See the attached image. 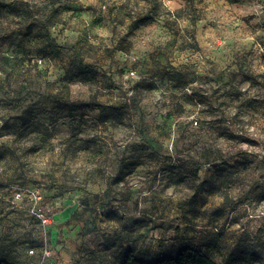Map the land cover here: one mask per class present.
I'll use <instances>...</instances> for the list:
<instances>
[{"label": "rangeland", "instance_id": "374dc122", "mask_svg": "<svg viewBox=\"0 0 264 264\" xmlns=\"http://www.w3.org/2000/svg\"><path fill=\"white\" fill-rule=\"evenodd\" d=\"M0 192L17 264H80L74 223L93 264L112 229L147 261L264 264V0H0Z\"/></svg>", "mask_w": 264, "mask_h": 264}, {"label": "crops", "instance_id": "0c3cea01", "mask_svg": "<svg viewBox=\"0 0 264 264\" xmlns=\"http://www.w3.org/2000/svg\"><path fill=\"white\" fill-rule=\"evenodd\" d=\"M246 159H248L246 157ZM171 204V203H170ZM174 206V205H171ZM172 208V207H171ZM176 209V208H175ZM111 220V219H110ZM58 224H61V220H59L57 222ZM57 223L54 224V229L57 230L58 228H56ZM82 223H74L73 225H71L70 228L67 227H61L59 230L63 231V235L67 236L69 241H71V245L68 249H70V251H76V256H74L72 253L71 254H65L63 257L67 258L66 260L68 261H78L80 264H93L95 263V258L88 255V246L86 248H83V242L81 240V236H82ZM117 229H112L110 231L111 233V237L109 239H106V241H101V242H96L94 245L93 244H89V247L91 245H93L92 247L96 250H100V254L104 255L105 259V263L104 264H120L124 254L130 250L132 251V244H129V242H127L126 239L122 238V235H120V230L116 231ZM245 237V232H237V236H234V240L230 242V247H232L231 252L236 253V250L240 251L241 250V245L242 242L239 243L240 239L243 240V238ZM196 245V244H195ZM212 244H208L206 247L210 246ZM181 246V244H180ZM197 247H199L200 249H202L203 251L205 250V247H203L202 245H196ZM73 247V249L71 248ZM235 247V248H233ZM133 253V252H132ZM134 254V253H133ZM136 255V254H134ZM138 258H140L139 255H136ZM76 257V258H74ZM94 259V260H90V259Z\"/></svg>", "mask_w": 264, "mask_h": 264}, {"label": "trees", "instance_id": "16d2710c", "mask_svg": "<svg viewBox=\"0 0 264 264\" xmlns=\"http://www.w3.org/2000/svg\"><path fill=\"white\" fill-rule=\"evenodd\" d=\"M40 245H31V248L38 249ZM213 246V245H211ZM208 246V247H211ZM0 264H17L10 262L3 254H0ZM120 264H218L205 251L193 244H186L180 247L176 255L164 256L155 260L147 261L138 258L128 250Z\"/></svg>", "mask_w": 264, "mask_h": 264}, {"label": "built area", "instance_id": "2783aa9c", "mask_svg": "<svg viewBox=\"0 0 264 264\" xmlns=\"http://www.w3.org/2000/svg\"><path fill=\"white\" fill-rule=\"evenodd\" d=\"M131 76H133V72H131ZM11 199L15 201H22L24 199H36V197L32 196V194L22 193L21 190H13L11 191ZM0 198H4V193L0 192ZM31 216L34 217L42 226H48L51 224V216H48L45 212H42L40 209L36 207L30 208ZM28 254L31 256L37 255V260L34 264H52L50 249L47 247L44 242L42 245L40 244L38 249L30 248Z\"/></svg>", "mask_w": 264, "mask_h": 264}]
</instances>
